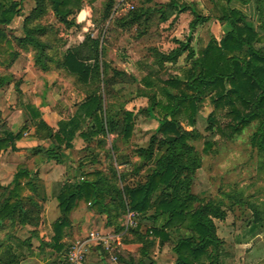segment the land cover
Returning a JSON list of instances; mask_svg holds the SVG:
<instances>
[{
	"label": "trees",
	"instance_id": "trees-1",
	"mask_svg": "<svg viewBox=\"0 0 264 264\" xmlns=\"http://www.w3.org/2000/svg\"><path fill=\"white\" fill-rule=\"evenodd\" d=\"M113 1L110 0L105 6L104 21L110 17ZM82 2L36 0L35 8L24 19L23 38L13 41L20 51L32 53L37 71H63L75 79V84L83 86L86 98L76 106L72 117L59 123L56 132L40 119L39 114L33 116V113L32 116H26L27 124L17 133L3 130L0 135V153L17 152L18 143L22 141L28 125H32L35 127L34 137L39 144L33 149L34 155L43 161L54 160L62 164L60 153L64 148L73 147L77 133L81 139L96 140L98 144H103L102 138L110 135H116L119 140L128 143L135 130V117L144 115L157 120L158 127L148 146L136 150L141 160L137 168L132 167L128 172L118 174L114 167L109 166L110 178L103 172L95 171L73 185L61 188L57 196L61 217L53 226L54 231L66 227L76 202L85 199L93 209L107 216L108 224L117 233L121 229L117 220L127 208L138 214L141 220L152 223V228L145 232L141 224L131 231L134 240L141 243L146 252L139 262L124 255L121 259L125 264H146V260L152 261L148 253L154 247L156 238H160L161 243L172 242L174 264H218V249L222 242L217 236L215 222L224 220L226 215L218 203L202 201L192 193L202 157L190 142L199 136H194L195 130L187 131L182 123L187 121L188 126H196L200 113L198 106L209 97L214 112L207 118V130L211 134L218 133L233 140L252 124H256L252 145L263 158L264 48L257 47V35L249 26L238 25L242 22L240 16L230 12L221 22H230L232 31L220 41L211 40L205 49L196 54L190 47L191 35L207 20L193 6L178 8L172 2L167 7L170 12L163 11L161 20H167L175 12L177 17L190 13L193 18L189 22V36L184 42L177 41L178 47L170 53H158L155 57L159 58V65L163 66L165 63H177L183 55H187L185 59L188 69H185L183 76L170 78L163 85L157 86L159 91L149 78H144V91H151L150 94L141 91V97L147 103L136 108L131 106L136 98H127L122 109L113 112L107 108V101L121 94L125 82H136L135 78L118 66L105 63L99 52V40L92 36H86L78 47L65 48L63 54L58 53L54 43L49 41V37L55 35L56 31L45 22L47 17L54 16L70 29L76 25L70 18L81 10ZM20 11V0H0V45L2 42L7 43L5 55L12 59L20 54L9 42L6 27L14 22ZM151 15L149 9L140 6L124 18L122 25L139 26L148 22ZM4 64L0 62V66ZM11 81L10 75L0 72V89ZM218 111L222 114L221 119L227 122L225 127L216 119ZM44 143L48 144V148H43ZM212 147L213 143L207 141L204 152L208 153ZM34 164V170L19 166L13 184L3 189L5 195L0 203V228L5 221L21 226L39 224L41 210L34 197L26 194L27 189H31L39 195L40 187L33 177L37 174L35 168L39 164ZM145 169L144 180L134 186L122 185V188H117L110 183L115 179L123 184ZM256 221L259 222L258 219ZM148 234L152 235L153 240L148 239Z\"/></svg>",
	"mask_w": 264,
	"mask_h": 264
},
{
	"label": "rangeland",
	"instance_id": "rangeland-1",
	"mask_svg": "<svg viewBox=\"0 0 264 264\" xmlns=\"http://www.w3.org/2000/svg\"><path fill=\"white\" fill-rule=\"evenodd\" d=\"M23 1L20 0V13L24 15L28 13L30 15L35 8L36 0L32 4L26 1L23 3ZM109 1L83 0L81 10L70 18L76 24L70 29L60 23L54 16H48L45 22L56 31L55 35L49 37V41L52 44L54 43L58 53L63 54L65 48L78 47L86 36H92L99 40V52L105 63L116 65L135 78L136 82L132 80L125 82L121 94L115 96L113 100L107 101V108L114 112L122 109V106L128 100L127 98H136L131 105L136 106V108L145 102L147 103L141 97V91L146 94H150L151 91H144L146 89L143 83L144 78H149L156 85L154 88L158 90L157 86L163 85V82L170 78L183 76L185 69H188V63L185 59L187 55L181 57L177 63H165L163 66L159 65V58L155 56L158 53L160 55L170 53L178 47L177 41L184 42L188 38L189 22L193 17L187 12L185 19L174 18V15H171L167 20H161V16L164 14L163 11L170 12L167 7L171 5L173 0H152V2L126 0V5H131L134 8L131 12L140 6L152 12L148 22L139 26L126 27L122 24L124 18L130 12L128 14H118L116 11L119 2L122 0L113 1L110 17L104 21V9ZM23 22L21 24L22 27ZM7 30V37H10L9 42L12 43L15 50L19 54L31 56L33 60L30 51H20L16 47V42L13 41L14 39L23 38L24 34L21 37H16L11 35L12 30ZM201 33L207 35L205 30L202 29ZM202 42H204L203 39L199 40L197 36H192L190 47L197 51V47L203 44ZM7 49V43L2 42L0 45V62L8 58L12 59L9 56L5 58L4 52ZM5 73L12 77L11 84L18 87L17 85L21 81L20 72L17 71L16 75H13L10 70L5 71ZM65 81L68 82L70 87L78 85L68 79H65ZM160 99L164 101L162 96H160ZM198 109L200 113L197 117L196 126H188L187 121L182 124L189 132L195 130L194 136H199L190 140L191 144L195 146V150L202 157V165L196 172L192 193L202 201L218 203L226 215L224 220H216L215 222L217 236L222 242L218 249V264H264V155L261 158L257 148L252 145V136L256 132V124H252L240 136L230 140L215 133V131V134H211L207 130L209 127L207 118L214 112V107L209 97H206L199 104ZM9 111L11 113L14 112L12 106L8 104L4 112L0 111V135L3 130L12 132V129H14L15 133H17L24 127L22 123L27 124L28 122L25 117V122L23 118V122H21V117L11 115ZM215 116L219 122H222L220 124L225 127L227 122L221 119L222 114L220 111L216 112ZM135 118V131L130 146L122 147L120 140L116 139V137L113 140L109 137L102 138L105 144L101 154V169L109 170L110 167H114L119 174H123L126 172L124 169L127 167V162H130L128 169L137 168L141 164L136 150L148 146L151 136L158 127V121L144 115H138ZM28 126L23 138L26 139L24 142H28L27 144L30 145L34 140V136L28 134V130L32 127L31 125ZM207 141L213 143V147L208 153H205L204 147ZM8 152L0 153V178L3 180H0V203L5 195L3 189L10 187L8 183L10 182V175L15 174L21 165L27 166L31 170H34L35 166L34 162L32 164L31 159L22 161L19 157L11 156V153L8 154ZM118 152H124V155L118 156ZM8 162H12V165H8ZM2 163L6 164L2 166ZM111 168L108 173L103 171L105 175H108L107 178H110ZM145 176L146 172L143 170L136 174L134 178L137 181L145 178ZM110 183L117 188H122V185L130 184L134 186L135 181L122 184L113 179ZM129 212L128 208L125 209L118 218L123 223L122 231L117 234L120 235L121 240L131 238V231L137 229V223H141L140 216H138L134 219L136 226L129 225ZM255 219H258L259 222H255ZM119 222L117 221L118 225ZM16 224L5 221L3 227L0 228V263L5 262V253H9L11 248L16 247L15 242L10 239L19 233L24 236V230H21L19 226L16 227ZM149 224L151 226V223ZM143 230L145 232L149 228H144ZM150 238L152 236L148 234V239ZM110 244L111 246L108 250L101 242H96L91 246L93 248L99 246L109 264H125L121 259L124 254L120 253L117 244L113 240L110 241ZM172 248L173 244L171 245V251ZM114 258L116 262L113 261ZM173 260L175 261L174 256Z\"/></svg>",
	"mask_w": 264,
	"mask_h": 264
},
{
	"label": "crops",
	"instance_id": "crops-1",
	"mask_svg": "<svg viewBox=\"0 0 264 264\" xmlns=\"http://www.w3.org/2000/svg\"><path fill=\"white\" fill-rule=\"evenodd\" d=\"M24 1L31 4L34 2V0ZM24 1L23 3H25ZM173 2L178 8L185 5L193 6L207 20L197 27L199 31L196 30L197 32L194 31L191 35L197 36L199 40L203 39L206 42H202L203 44L197 47V51L194 50L196 54L201 49H205L211 40L220 41L232 31L230 22H221L225 18V15H229L230 12H235L240 16L242 22L238 23V25L249 26L257 35V47L264 48V0H173ZM175 14H173L174 18L177 17ZM186 14L179 15V19H185ZM27 16H29L28 13L25 15L20 13L14 22L6 27V32H8L7 29H10L13 31L11 35L21 37L23 35L21 24ZM231 21L233 22L234 20L231 19ZM201 29L205 30L207 35H203ZM7 38L9 39L10 37ZM6 57L8 55H5ZM3 62L5 64L0 66V72L10 70L13 72V75H16L18 71L21 75V81L18 87L9 83L11 85L7 84L0 89V111L4 112L7 104L12 106L14 112H9L13 116L21 117V122H23L24 117L26 118V116L32 113L34 114L33 116L39 114L41 116L40 119L56 132L59 123L72 117L76 112V106L86 98L82 85L78 84L70 87L68 82L65 81V79H68L74 83L75 79L73 77L67 76L63 71L46 73L37 71L34 59L32 60L31 56L20 54L16 59L8 58ZM24 125L22 123V126ZM12 132L15 133L16 131L12 129ZM28 132V134L34 136L35 127L32 126ZM108 137L111 140L115 139V137L118 139L116 135ZM131 139L128 143L120 140L122 147L130 146L132 144ZM24 141H26L25 138L18 143V151L16 153L7 152L8 154L11 153V156L19 157L22 161L31 159L32 164L33 162L39 164L35 168L37 174L33 175L34 180L37 181L36 185L40 187L38 188L39 195L35 194L36 190L31 189H27L26 194L34 197L36 205L41 210V216L37 226L16 225V227L19 226L21 230H24V236H21L19 233L10 239L15 242L16 247L13 246L14 248H11L9 253H5V262L10 264H62L64 263L68 246L74 242L86 239L89 233L94 231L99 235L112 236L113 242L117 244L120 253L129 255L136 262H139L143 257V253L146 252L143 245L135 241L133 235H131V238L121 240L120 235L117 234L122 231V221L117 220L120 221L119 227L121 228L117 233L108 224L107 216L93 209L85 199L76 202L74 209L69 215L68 223L63 230L55 232L53 228L61 217L59 202L57 200V196L61 193V188L64 185H73L89 173L95 171L109 172L106 169L100 168L101 154L105 144L104 140L102 139L103 144H98L96 140L85 141L77 133L73 147L71 149L63 147L64 149L60 153L63 161L62 164L54 160L43 161L40 157L34 155L33 149L39 145L35 137L30 145ZM112 142L114 143V141ZM43 148H48V144L44 143ZM122 155H124V152H118V156ZM5 164L2 163V166ZM7 164L12 165V162H8ZM129 164L130 162H127V167L124 169L127 172ZM144 171L146 172L147 169ZM14 177L15 174L10 175V182H8L10 186L13 184ZM134 177H130L126 183L135 181V185L137 182L144 180L143 178L136 181ZM22 186H24V183ZM139 219L141 220L140 217ZM149 223L151 222L141 220V223H137V228L141 224L143 229H151L152 223L151 226ZM149 240H153V238ZM154 243L155 249L152 247L148 253L152 261L146 260L148 262L146 264H174L171 242L163 241L161 243L160 238H156ZM83 264H109V262L104 257L99 246L94 248L91 246L87 251Z\"/></svg>",
	"mask_w": 264,
	"mask_h": 264
},
{
	"label": "built area",
	"instance_id": "built-area-1",
	"mask_svg": "<svg viewBox=\"0 0 264 264\" xmlns=\"http://www.w3.org/2000/svg\"><path fill=\"white\" fill-rule=\"evenodd\" d=\"M126 0H122L119 2L116 11L118 14H128L133 10V6L126 5ZM130 218H129V225H135V218L139 215L134 212H129ZM114 241L112 236H104L99 235L95 231L89 233L88 237L86 239L74 242L70 245L68 248L66 255H65V263L66 264H83L87 255V251L90 248L91 245H93L96 242H101L104 244L105 248L108 250L111 246L110 241ZM114 262H116V259H113ZM114 264V263H112Z\"/></svg>",
	"mask_w": 264,
	"mask_h": 264
},
{
	"label": "water",
	"instance_id": "water-1",
	"mask_svg": "<svg viewBox=\"0 0 264 264\" xmlns=\"http://www.w3.org/2000/svg\"><path fill=\"white\" fill-rule=\"evenodd\" d=\"M146 263H148V262H146Z\"/></svg>",
	"mask_w": 264,
	"mask_h": 264
}]
</instances>
